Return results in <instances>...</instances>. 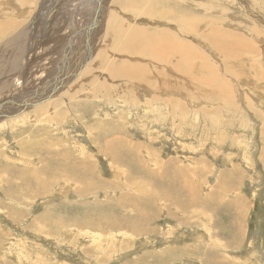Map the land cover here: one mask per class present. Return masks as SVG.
Returning a JSON list of instances; mask_svg holds the SVG:
<instances>
[{
	"label": "rangeland",
	"instance_id": "obj_1",
	"mask_svg": "<svg viewBox=\"0 0 264 264\" xmlns=\"http://www.w3.org/2000/svg\"><path fill=\"white\" fill-rule=\"evenodd\" d=\"M99 1L0 0V89L10 76L28 86L21 69L40 72L43 60L65 59L68 43L88 40ZM170 1H157L156 17L101 0L104 42L82 87L0 118V264H264V0ZM114 17L177 36L183 48L136 62L151 89L164 72L179 89L148 102L110 76L130 59ZM230 34L258 51L216 48ZM186 81L206 95H184ZM118 149L126 158L114 159Z\"/></svg>",
	"mask_w": 264,
	"mask_h": 264
},
{
	"label": "bare ground",
	"instance_id": "obj_2",
	"mask_svg": "<svg viewBox=\"0 0 264 264\" xmlns=\"http://www.w3.org/2000/svg\"><path fill=\"white\" fill-rule=\"evenodd\" d=\"M157 1L158 0H125V6L127 10H130L133 14L138 16H149L151 14V11L154 10V16L159 17L161 15V11L160 9H155ZM170 2L175 3L176 0H171ZM97 5V11L93 19V25L95 27L90 33V37L88 38V40H86L85 38L84 42H80L78 44L79 39H76L74 43V46L76 47H73V44L69 46L71 42L68 43L63 50V52L66 51L65 59L61 60L60 62V58L54 57L49 61L52 66L49 63H47L49 65L46 66V61L43 60V68L40 72H31L26 76V71H29L28 68L24 67V69H21L25 71V76L23 77L25 83H27L28 86L23 85L22 80L12 76L9 77V80L11 82L10 85L9 83L2 85V88L0 89V118H2V120L5 121L8 120L9 117L19 116V114H22L33 106L32 105L23 108L25 104L36 102L35 105H37L43 98H45V101L48 99H59V97L62 95H68L70 91L77 92L79 86L80 88L82 87V81L85 80L86 74H89V69H92L94 63L96 62L97 56L101 54L99 53V51H96L102 46L104 42V40H102L100 43V40L104 37V33L102 32H104L105 29L107 12H103L101 10V0ZM182 13L184 12L179 9L180 20L189 27L188 34H191L190 37L196 39V37L199 35L196 27L193 26L190 19L184 17ZM165 14L166 13L164 11V16ZM110 21L114 25H117L115 40L116 44L120 47L121 50L125 51L130 58L129 60L122 62V65L119 67L108 68L110 76L112 75L115 79L128 80V84H126V86L131 88V90L140 92L142 95V100L148 99V102H152L156 99L155 97H153V99L151 98L152 94L154 93L164 94L165 90L171 93V91L169 90L180 88V83L175 76L165 74V72L163 73V71L160 70L163 73V76L160 78L161 83L157 88L151 89L149 82L150 75L147 74L145 76L143 65L136 62L137 56L140 54L152 53L163 56L164 52L168 51L169 49L183 48L184 45L178 43L176 35H169L165 32L149 30L134 23H126L125 21L120 20L117 17L112 18ZM135 21L142 23L141 19H135ZM83 24L80 26V30L86 32L88 30V26L84 27ZM101 33L103 36L99 40V36ZM261 35L264 36V31H262ZM236 36L237 35L230 34L232 41L227 43H223L222 39L220 41L217 40V42H215V44L217 45L216 48H220L226 53L236 52L237 50H239V52L241 53H244V51H258L255 44L241 41V38L234 39ZM196 40L201 41L200 38ZM188 49L190 53H194L196 50H200L199 46L196 44L188 45ZM219 53L220 56L224 59L225 63L235 66L234 59L230 58L229 56H224L221 52ZM44 59H50L47 53L45 54ZM116 64H118V62H116ZM24 66H28V63H24ZM86 66H88L89 68H87ZM60 69H62L63 72H61ZM20 72L23 73L22 71ZM2 74L3 72H0V76ZM242 74L245 77L246 81H248L250 75L247 66H243ZM184 83V86L182 85V93H184V95H189L188 97L191 99H194L193 97H195L196 94L202 95L203 90L198 88L204 87L203 85H199L190 81H186ZM205 84L213 83L206 82ZM164 85H166L167 88L164 87ZM42 94H46L47 97L46 95H44L45 97L41 96ZM204 95H206V93L203 92V96ZM226 98L227 97L223 96L219 97L218 99L223 101L226 100ZM117 101L122 100L118 98ZM124 101H134V97L128 95ZM53 102L54 101H48V103L51 104H53ZM120 140L121 139L112 141V143L117 144V142H119ZM119 145L121 147H124V144ZM128 147L131 148V150H133L136 154H140L138 145L135 144ZM105 151L110 155H112L114 152L110 146H108ZM116 156L120 158H126L123 149H118L116 151L114 158L115 160ZM140 163L141 162L139 160H136V165H139ZM59 172L67 171L65 168L59 167ZM86 179L87 177H85L84 180ZM175 193L177 194V196L175 197L177 201L190 203V195L187 198H182L181 191L176 190Z\"/></svg>",
	"mask_w": 264,
	"mask_h": 264
},
{
	"label": "water",
	"instance_id": "obj_3",
	"mask_svg": "<svg viewBox=\"0 0 264 264\" xmlns=\"http://www.w3.org/2000/svg\"><path fill=\"white\" fill-rule=\"evenodd\" d=\"M46 97H47V95H46ZM40 100H41V99H40ZM43 101H45V98H43V99L40 101V103H42ZM35 104H36V102L29 103V104H25V106H24L23 108L28 107V106H32V105H35Z\"/></svg>",
	"mask_w": 264,
	"mask_h": 264
}]
</instances>
